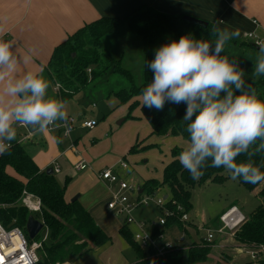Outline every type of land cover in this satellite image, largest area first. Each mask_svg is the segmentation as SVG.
Masks as SVG:
<instances>
[{
	"label": "trees",
	"instance_id": "16d2710c",
	"mask_svg": "<svg viewBox=\"0 0 264 264\" xmlns=\"http://www.w3.org/2000/svg\"><path fill=\"white\" fill-rule=\"evenodd\" d=\"M185 15L160 12L153 7L145 6L124 18L102 16L85 23L54 47L45 64L51 79L59 85L57 91L59 101L63 103L68 101L88 83L105 76L109 71L131 77L130 73L120 65L119 60L114 59L102 43L103 37L116 32L124 23L129 33L141 37L144 57L143 81L139 86L131 82L129 89H122L114 95L119 99L120 104L128 102L131 98L136 99L139 96L142 98V90L153 78V73L145 66V62L154 59L157 48L173 40H179L184 35L194 40L211 43L212 24L207 21L205 25L198 24L186 19ZM244 80L246 84H252L259 98L264 100V76L255 81ZM137 105L150 126L151 135L181 136L189 141V133L186 131L189 122L183 120L186 110L184 104L176 105L166 102L163 110L157 111L154 108L143 107L142 99L141 101L136 99L130 103L129 108L133 109ZM127 116L131 117L129 112ZM6 143L9 147L0 153V223L5 228L16 226L24 232H26V221L30 216L43 223L46 238L41 242L39 255L41 254L45 262L38 261V264H63L74 261L88 250L111 241L110 236L96 223L88 209L78 199L74 201L65 199L64 192L70 177H66L64 185L61 186L54 172L48 174L46 169L41 170L17 138ZM259 143L260 141H257L253 148ZM137 145L138 142L130 148V153L139 151ZM149 146H143L141 149L149 148ZM182 150L183 148L178 147L171 150L172 158L163 168L161 181L147 179L141 184L140 189L154 193L161 185H167L168 192L165 193L168 195L167 206L173 207L171 201L174 200L189 213L192 209L191 192L194 187L210 182L224 183L231 173L223 167L209 166L203 169V175L198 180H194L179 162V154ZM236 162H251L264 172V151L253 156L251 161L246 154L241 155L237 157ZM208 163L210 165L211 161ZM236 180L259 198V204L233 230V239L239 246L253 249L264 247V181L251 184L244 182L241 178ZM24 192L32 194L39 200V211L31 212L21 201ZM173 223L182 228L191 241L187 247L173 244L165 248L162 255H156V250L151 247L147 250L141 249L133 240L132 231L126 225L121 226L120 234L136 255V261L129 264L206 263L212 244L205 242L202 238L192 240L187 229V226L193 225L190 219L184 223L168 218L165 226ZM195 232H197L196 226ZM162 233L164 230L153 228V234ZM36 238L42 239L40 234ZM259 262L264 264V258Z\"/></svg>",
	"mask_w": 264,
	"mask_h": 264
},
{
	"label": "clouds",
	"instance_id": "9594fccd",
	"mask_svg": "<svg viewBox=\"0 0 264 264\" xmlns=\"http://www.w3.org/2000/svg\"><path fill=\"white\" fill-rule=\"evenodd\" d=\"M212 34L211 43L184 35L155 50L154 59L145 62L153 78L142 90V105L157 111L166 102L186 106L183 120L189 122V141L179 162L194 180L210 166L227 169L233 180L257 184L264 181L260 167L236 160L246 154L251 161L264 151V100L252 84H246L239 62L221 55L238 32L216 27ZM3 35L0 28V153L9 147L6 142L16 139L14 125L43 132L68 120L65 104L48 95L40 73L19 74L18 65L29 62L32 50L26 57L18 56ZM258 48L253 81L264 76V42Z\"/></svg>",
	"mask_w": 264,
	"mask_h": 264
},
{
	"label": "rangeland",
	"instance_id": "374dc122",
	"mask_svg": "<svg viewBox=\"0 0 264 264\" xmlns=\"http://www.w3.org/2000/svg\"><path fill=\"white\" fill-rule=\"evenodd\" d=\"M211 24L213 29L216 28L215 23L212 22ZM242 38L241 34L234 39L238 43L244 40L254 44L252 39ZM214 40L215 37L213 36L211 42ZM102 43L109 54L114 59L119 60L120 65L130 73L131 77H125L109 71L105 76L98 77L88 83L82 90L64 102L66 112L74 119V123L76 124V128L71 133V136L77 135L81 137L78 143V148L82 151L81 156L86 161H91L95 169L109 167L114 162H117L118 159H123L127 167L124 168L119 164L116 167V171L129 183L141 187V184L147 179L161 181L163 168L172 158L171 150L174 147L184 148L188 141L181 136L151 135L150 126L143 118L138 105L133 109L129 108L130 103L136 99L141 101L142 98L140 96L136 99L131 98L128 102L120 104L119 99L114 95L115 92L122 89H129L131 82L139 86L143 81L144 57L141 37L129 33L126 23H124L116 32L106 35V38H102ZM250 49L241 48L239 44L226 43L224 51L221 53V55L228 56L230 60L239 62V68L243 72V79L246 80H253L254 62L259 52L255 47ZM41 75L48 84V95L58 100L54 91V83L49 75L45 71ZM128 112L131 117L127 116ZM90 118L98 121L96 127L92 129L80 127L83 119ZM120 120L123 121L119 123ZM57 124H59V121ZM54 128L57 129V127ZM23 129L17 126L16 132H20ZM55 129H47L46 132L50 137H54ZM106 131L109 133L108 137H104L103 135ZM93 137L95 138L93 139ZM49 139V136H46L44 139L43 149L41 150L43 155L49 151ZM67 140L68 138H66ZM136 142H138L136 147L139 151L130 153V148ZM146 145H150L149 148L141 149ZM28 150L32 151L33 149L31 147ZM71 153L72 157L69 160L71 164L65 161L64 163L62 162L61 172L54 174L57 182L61 186L64 185L67 174L70 176V180L65 188L67 193H72V196H76L82 191L92 190L93 188V192H95V184L102 181L89 168L80 172H76L70 168L69 165L73 166V164L81 159L78 154L72 151ZM167 192V185H161L158 188V192L154 195V199ZM191 200L192 209L188 214L194 226L192 225V228L187 226V229L189 234H192V240H200L205 236L206 231L204 229L215 228L218 224L219 214L225 212L227 208L229 209L232 206L230 205L231 203L237 204L239 208H243L245 216L259 204V198L253 192L241 186L237 180H233L231 175L224 183L210 182L194 187L191 192ZM135 213L136 215L140 213L148 215L149 219L154 220L156 223L161 216L158 208L153 203L141 206ZM197 225L203 229H198ZM195 226L197 232H195ZM166 231L167 236L172 239L174 244H188L191 241L189 235L174 223L167 226ZM39 234L43 239L46 238V231L43 229ZM217 235H215L216 239L211 242L212 247L209 258L204 264H218L221 263L220 261L222 263L226 261L227 263L230 260V264H233L235 261L242 264L243 258L250 257L246 250L244 253L237 252L236 248H227L226 246V248H222L224 240L229 235L221 234L218 235L219 237ZM181 238L183 239L181 240ZM167 241L170 242V240ZM116 254L121 256L125 263L128 264L135 258V252L130 247L126 251L123 250ZM227 254L230 255V259H227ZM262 258H264V252H261V257L253 258V260L259 261ZM39 261L41 263L45 262L41 254L39 255ZM74 261L75 264H114L113 257H106V260L103 257L102 259H97L91 253H87L85 256Z\"/></svg>",
	"mask_w": 264,
	"mask_h": 264
},
{
	"label": "crops",
	"instance_id": "0c3cea01",
	"mask_svg": "<svg viewBox=\"0 0 264 264\" xmlns=\"http://www.w3.org/2000/svg\"><path fill=\"white\" fill-rule=\"evenodd\" d=\"M145 6L153 7L160 12L186 14L209 23L213 22L216 24V27L227 29L229 32H238V36L236 37L242 34L244 38V33H253L257 36L256 39L260 42H264V0H0V28L3 29L4 35H7L6 41L14 45V50L18 56L26 57L30 54L29 50H32L29 62L26 65L23 63L18 65V72L20 75L26 70H32L40 74L45 71L48 74L45 64L54 47L64 41L68 35L74 33L85 23H89L102 16L124 18L133 11ZM103 38H106V36ZM227 43L234 45L239 44L241 48L244 47L247 49L255 47L256 50L259 51L258 45L251 44L244 40L238 43V41H235L233 38ZM54 91L58 99L57 91ZM120 121L122 122L123 120ZM17 126L24 129L20 130V132H16V138L25 146L26 150L41 170H45L49 167L53 170L54 164L56 163L59 166L58 173H60L63 165L62 162L64 163L65 161L68 163L71 159V151L85 160V158L81 156L82 151L78 148L81 137L77 135L71 136L76 126L68 137H64L62 133L55 128H52L56 130L54 137H50L46 132L47 130L40 132L18 124L14 125L15 129ZM80 127L82 126L80 125ZM52 129L48 128V130ZM22 131L24 132L21 133ZM28 133L30 135H28ZM25 135H27L26 140H22ZM103 135L104 137H108L109 133L106 131ZM46 136L50 138L48 145L49 151L47 154L43 155L41 150L43 149ZM66 138H68L67 141ZM94 138L95 137H93V139ZM71 144L74 145L75 150L69 148ZM31 147L33 150H28V148ZM87 162L90 164L89 169L93 170L95 175L98 171L105 168L95 169L91 161ZM117 162H114L110 166L116 168L118 166V164H116ZM69 166L73 169L72 165ZM66 177L70 176L66 174ZM101 181V183L95 184V192H93L94 188L92 190L82 191L78 194L77 199L88 209L96 223L110 236L111 241L88 250L79 258L85 256L87 253H91V255L96 256L97 259H102L103 257V259L106 260V257H113L114 264H128L125 263L121 256L116 254L123 250L126 251L130 246L119 232L121 226H123L119 217L112 210L107 208L109 187L105 181ZM72 195V193L64 192V197L67 201H71V199L75 197ZM230 205L237 207L245 216L243 208H239L237 204L234 203ZM137 217L145 219L150 218L143 213L137 214ZM127 227L130 231L134 230V226L130 225V227ZM222 234L229 235L228 238L224 240L222 248H236L237 252L244 253L245 250L248 251L250 257L243 258L242 264H261L259 261L253 260V248L239 246L233 239L232 233ZM190 235L192 237L191 233ZM164 239L170 240V242L174 244L172 239L167 236L166 229L164 230ZM182 239L183 238H181V240ZM176 245L187 247L189 243H176ZM229 256V254L226 255L227 259H230ZM79 258H77V260ZM134 261H136V255L134 260L129 263ZM230 261L227 263L224 261L223 263L230 264ZM220 262L222 263V261ZM64 264H75V261L66 262ZM233 264L240 263L235 261Z\"/></svg>",
	"mask_w": 264,
	"mask_h": 264
},
{
	"label": "built area",
	"instance_id": "2783aa9c",
	"mask_svg": "<svg viewBox=\"0 0 264 264\" xmlns=\"http://www.w3.org/2000/svg\"><path fill=\"white\" fill-rule=\"evenodd\" d=\"M6 36L3 35V40L6 41ZM244 38L253 39L254 44L258 45L260 41L253 33H244ZM89 71V69H88ZM56 91L59 89L57 83L54 84ZM83 128L92 129L97 125L95 119H83L80 123ZM76 126L74 119L68 115L66 122L59 121L57 125H50L48 128L52 129L57 127V130L62 133L64 137H68ZM28 135H30L28 133ZM25 135L22 140H26ZM70 149L75 150L73 144L70 145ZM116 164H121L126 168V162L123 159H119ZM90 167V164L84 159H80L73 164V169L77 172L83 171ZM53 172H59V166L55 163ZM97 177L108 184L109 187V200L107 202V208L112 210L120 219L122 225L134 226L132 230L133 240L141 247V249L147 250L150 247L156 250V255H162L164 249L173 245V243L164 239V233L153 234V228L166 229V221L168 218H173L181 222L186 223L190 219L189 214L185 211L184 207L174 200L171 201V206H167L168 195L164 199V195L154 199V195L158 192H147L140 189L139 186L129 183L120 176L114 166L105 167L98 171ZM21 201L31 212H37L40 210V202L32 194L23 193ZM153 203L158 208L161 216L157 223L145 218H138L135 211L141 206ZM173 208V209H172ZM245 216L240 210L232 206L218 217V224L215 228H206V235L202 237L205 242L211 243L215 239L216 234L232 233L233 230L244 220ZM198 229H203L198 227ZM44 239L37 240L29 239L27 232H24L19 227L5 228L0 223V264H38L39 261V249L41 248V242ZM261 252H264V247L254 249L252 252L253 258L261 257Z\"/></svg>",
	"mask_w": 264,
	"mask_h": 264
},
{
	"label": "water",
	"instance_id": "95a60500",
	"mask_svg": "<svg viewBox=\"0 0 264 264\" xmlns=\"http://www.w3.org/2000/svg\"><path fill=\"white\" fill-rule=\"evenodd\" d=\"M185 18L188 19V20H192L193 22L195 23H198V24H203L205 25L206 22L203 21L202 19H199V18H195L193 16H190V15H185ZM121 123V121H119ZM46 172L48 174H52L53 173V170L52 168H47L46 169ZM166 195H164V199H166ZM78 198V195H76L75 197H73L71 199V201H74ZM26 232H27V236L29 239H34L43 229L44 225L41 221L35 219L33 216H30L27 221H26Z\"/></svg>",
	"mask_w": 264,
	"mask_h": 264
}]
</instances>
